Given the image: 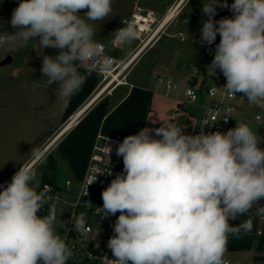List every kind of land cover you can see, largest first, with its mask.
I'll use <instances>...</instances> for the list:
<instances>
[{
  "label": "clouds",
  "instance_id": "9594fccd",
  "mask_svg": "<svg viewBox=\"0 0 264 264\" xmlns=\"http://www.w3.org/2000/svg\"><path fill=\"white\" fill-rule=\"evenodd\" d=\"M217 8H229L233 16L215 20ZM201 11L208 19L202 21L198 42L211 46L220 36L207 71L213 76L219 70L228 94L241 93L264 109V0H234L230 6L227 0H207ZM111 13L112 0H20L10 20L16 31L0 33V46L7 45L10 53L18 44L38 41L42 49L60 50L55 57L43 55L41 72L47 88L58 84L55 95L66 107L90 74L113 69V58L94 39L89 23ZM125 25L112 34L121 47L138 36L134 23ZM205 125L191 135L184 126L162 121L119 143L115 151L123 159V174L103 190V206L97 208L102 217L120 213L107 243L112 264H226L229 238L252 232L251 217L235 225L230 221L256 207L264 213L259 205L264 199V138L245 122L226 133H205ZM105 150L110 163L111 144ZM47 152L32 148L29 160L0 191V264H67L74 255L57 234L50 189L39 190L37 165ZM104 171L91 169L87 195ZM45 209L47 214L38 215ZM73 227L87 233L85 213Z\"/></svg>",
  "mask_w": 264,
  "mask_h": 264
},
{
  "label": "rangeland",
  "instance_id": "374dc122",
  "mask_svg": "<svg viewBox=\"0 0 264 264\" xmlns=\"http://www.w3.org/2000/svg\"><path fill=\"white\" fill-rule=\"evenodd\" d=\"M168 1L153 0L152 7L141 2H138V5L159 13L154 12L156 19L159 20L165 14L164 4ZM204 2L206 3L207 0H186L179 7L177 16L161 29L130 65L126 77L128 83L149 79L150 85L156 84L155 77L158 76H155V73L161 71L177 84V90L169 92L168 97H171L177 92L182 93L186 87L185 78L190 74L191 67L199 70L197 75H200L201 69H207L208 64L214 59L215 45L220 42V36L217 35L216 41L211 46L198 42L203 26L202 21L208 19L207 15L201 11ZM220 2L223 3V0ZM233 2L234 0H227L229 6ZM19 3L20 0H0V33L16 31L10 24V20L13 10ZM135 4L137 0H112V13L104 21H89L96 31L94 39L103 43L115 57H124L137 44L134 40L119 51L112 48V34L129 16ZM86 11L87 9L81 10L80 14L83 15ZM232 16L233 13L229 8H217V14L213 19L220 20ZM181 37L182 40H180ZM154 42H156L155 45H153ZM59 51L51 47L42 49L38 41H29L24 46L18 44L10 53H8L7 45L0 46V60L8 55L12 59L10 64L0 67V185L6 178H11L18 168L29 160L32 148H40L45 132L51 128L52 121L54 122V118L59 114L60 108H51V104L48 103L47 97L50 92L45 86L46 78L41 72L43 55L55 57ZM28 68H33V71H29ZM158 86L159 91L164 93L165 86ZM172 104L173 102L169 99L165 110L157 116L156 121L160 126L162 121H170ZM232 104L237 107L239 102L235 99ZM253 113L252 109L248 110L246 117L253 120ZM203 130L208 133L207 130ZM47 158L48 155L43 163L37 165V178L40 182ZM111 164L123 170V161L113 160ZM69 178L63 165L60 164L55 178L57 186L61 188L60 198L55 200L56 231L58 228L65 227L67 214L77 193L76 186L66 187L65 181ZM66 189L71 193H66ZM253 209L255 211V208ZM88 218L96 230L102 231L109 238L115 235L114 224L118 217L115 220L94 216ZM250 253L238 251L232 259L230 255H225L224 259L228 260V264H264L261 260H245Z\"/></svg>",
  "mask_w": 264,
  "mask_h": 264
},
{
  "label": "crops",
  "instance_id": "0c3cea01",
  "mask_svg": "<svg viewBox=\"0 0 264 264\" xmlns=\"http://www.w3.org/2000/svg\"><path fill=\"white\" fill-rule=\"evenodd\" d=\"M178 1L169 0L164 4V10ZM138 2L151 5V7L154 6L153 0H137V4L135 5H138ZM185 2L186 0H183L181 5ZM153 12L157 13L156 11ZM155 44L156 42L153 43V45ZM25 66L28 67V65ZM28 70L33 71V68H28ZM81 71L83 72L84 69L82 68ZM161 74L163 72L158 71L155 73V76ZM188 76L185 78V83ZM98 83L99 75L93 72L88 76L82 89L71 98L66 107L62 105V102L55 95V89L58 87V84L53 83L47 88L50 92L47 100L51 104V108L60 109L58 111L59 114L54 118V122L52 121L51 128L45 132L40 148L48 149L47 155L49 153L55 155V178L58 174V166L60 164L63 165L64 170L70 176V180L67 179L65 181L67 188L76 186L78 191L90 157L95 153L94 147L100 145L103 138L122 143L126 136L135 135L145 127L151 129L160 127L156 118L165 110L169 99L173 102L169 114L170 121L184 126L183 130L186 134H199L198 120L202 113L201 110L178 103L182 99L183 91L182 93L177 92L168 97L171 90H168L164 84L157 82V77H155L156 84L153 85H150L149 79H146L140 82H131L129 86H118L109 94L103 92L96 95ZM158 85L165 86L164 93L159 91ZM237 94L239 104L235 107V114L228 130L235 128L237 122H245L260 137L264 138V122L257 124L246 117L248 110L252 109L255 112L257 106L249 104L241 93ZM260 146L264 148V143ZM104 159L106 162H109L108 155L104 156ZM113 160L123 161L122 157H118L116 154L110 155V164ZM11 178H6L1 183L0 189ZM65 192L71 193L67 189ZM60 195L61 188H59L58 198H60ZM255 214L260 223L262 217L258 211V207L255 208ZM252 249H254V246L250 250H243L244 252H251L250 255L246 256L245 260L264 261V252H259L255 249L253 251ZM236 252L238 251L226 252L225 255H230L232 259ZM225 261L228 264V260L225 259Z\"/></svg>",
  "mask_w": 264,
  "mask_h": 264
},
{
  "label": "built area",
  "instance_id": "2783aa9c",
  "mask_svg": "<svg viewBox=\"0 0 264 264\" xmlns=\"http://www.w3.org/2000/svg\"><path fill=\"white\" fill-rule=\"evenodd\" d=\"M175 4L176 3L166 8L165 14L170 12ZM178 10L179 8L173 12L174 15L172 19L177 16ZM161 19L157 20L152 10L135 5L129 16L124 19L121 25L116 29L118 30L125 27V24L127 23H134L137 27L138 36L135 40L137 44L129 54L122 58L115 57L103 43L99 42L103 45L104 52L113 58L114 65L112 71L109 73L96 72L99 75L96 95L103 92L109 94L118 86L130 85L126 81L130 65L165 26L164 25L159 31H157ZM169 22H167V24ZM157 38L159 39V37ZM182 39L183 38L181 37L180 40ZM112 48L119 51L122 47L114 43L112 38ZM134 56L135 58H133ZM210 64L211 62L208 65ZM198 71L199 70L196 67H191L190 75L186 80V87L183 90V98L180 99L178 103L186 104L190 107L201 110L202 113L198 120V129H201L199 125L206 122L208 125H205L204 129L207 130L208 133H214L217 131L226 133L235 114V106L232 102L238 98V94H236L237 96H232L227 93L224 88L227 83L226 78L219 70H217L216 74L213 76H211L207 69H201L200 75H197ZM157 82L164 84L168 90H177L176 82L167 77L165 73L158 75ZM189 82H194V84L191 85ZM213 89H215V91H213ZM189 93L192 95H189ZM239 97H241V95H239ZM229 109H231V111H229ZM225 116H228L226 122L223 119ZM253 121L257 124L264 122V109L257 107V110L253 113ZM109 144H111L113 149L110 155H115V150L118 147L119 142L103 138L100 145L94 147L95 153L90 157L79 189L76 193L75 201L70 206L71 208L67 214L66 225L63 228L57 229V234L66 241L74 252L73 257L67 261V264H112V259L114 257L111 250L107 247L110 238L102 231L93 228L88 218L94 216L115 220L119 215L118 212L114 216L102 217V210L97 209L102 208L103 206V190L110 185L111 181L115 179L117 174H123L122 169L112 166L104 159V156L107 155L105 146ZM92 168H105V171L103 174H99L96 182L88 187L87 195L84 186L86 177L92 174ZM108 171H111V175H108ZM8 182L3 187H6ZM3 187L0 191L3 190ZM48 188L50 189L49 186ZM55 200H58V197H55ZM81 213L86 214V225L88 228L86 234H81L73 227L75 218Z\"/></svg>",
  "mask_w": 264,
  "mask_h": 264
},
{
  "label": "trees",
  "instance_id": "16d2710c",
  "mask_svg": "<svg viewBox=\"0 0 264 264\" xmlns=\"http://www.w3.org/2000/svg\"><path fill=\"white\" fill-rule=\"evenodd\" d=\"M191 85L194 84V82H189ZM55 155L52 153H49L46 164L43 168V173L41 177L40 182V189L43 190V187L49 186L50 192L49 195L52 196L53 201L55 202V197H58L59 188L55 184ZM259 205L264 206V199L260 200ZM259 211V207H258ZM262 221L259 223V220L255 214L254 209L251 210V212L243 216L241 218H238L235 221H230L231 224H239L241 220H246L249 217L253 220V230L251 233L247 235H242L239 239L230 237L227 245V252L231 251H243V250H250L253 246L256 251L264 252V213H261L259 211ZM47 214V209H45L43 212L41 211L38 213V215H45Z\"/></svg>",
  "mask_w": 264,
  "mask_h": 264
},
{
  "label": "bare ground",
  "instance_id": "6f19581e",
  "mask_svg": "<svg viewBox=\"0 0 264 264\" xmlns=\"http://www.w3.org/2000/svg\"><path fill=\"white\" fill-rule=\"evenodd\" d=\"M182 1H183V0H179V1L174 5V7L170 10V12H168L167 14H165V15L163 16V18L161 19V22H160V26L158 27L157 31H159L164 25H166L167 22H169L170 20H172L173 15H174L173 12H175V10L179 8V5H180V3H182ZM135 56H136V54H135ZM135 56H134L133 58H135ZM133 60H134V59H133ZM18 171H19V170H18ZM11 180H12V179H11ZM11 180H10L8 183H10Z\"/></svg>",
  "mask_w": 264,
  "mask_h": 264
},
{
  "label": "water",
  "instance_id": "95a60500",
  "mask_svg": "<svg viewBox=\"0 0 264 264\" xmlns=\"http://www.w3.org/2000/svg\"><path fill=\"white\" fill-rule=\"evenodd\" d=\"M11 57L8 55V56H5L2 60H0V67L1 66H4V65H7V64H10L11 63Z\"/></svg>",
  "mask_w": 264,
  "mask_h": 264
}]
</instances>
